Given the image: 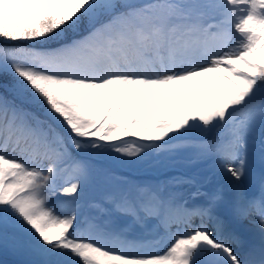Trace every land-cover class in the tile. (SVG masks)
<instances>
[{"label": "snow or ice", "instance_id": "snow-or-ice-1", "mask_svg": "<svg viewBox=\"0 0 264 264\" xmlns=\"http://www.w3.org/2000/svg\"><path fill=\"white\" fill-rule=\"evenodd\" d=\"M0 89V251L264 264V171L254 192L245 183L250 155L264 164V0H0ZM147 149L210 162L230 197L195 176L133 182L91 163ZM93 179L107 187L83 203ZM233 218L258 244L233 247Z\"/></svg>", "mask_w": 264, "mask_h": 264}, {"label": "rangeland", "instance_id": "rangeland-1", "mask_svg": "<svg viewBox=\"0 0 264 264\" xmlns=\"http://www.w3.org/2000/svg\"><path fill=\"white\" fill-rule=\"evenodd\" d=\"M109 151V150H107ZM181 153L183 154H187V155H192V153L188 150H180ZM163 159L160 163H157L156 166H158V164L160 165V167H165L167 165L173 164V163H168L167 161V157H166V152L163 153ZM124 161L127 162V164L131 165L133 164H146L147 166H153L155 164H153L150 160V153L149 150H146L145 153H142L139 157H127V156H123ZM175 163H180V162H175ZM118 179H122V178H118ZM124 179V178H123ZM127 180V179H126Z\"/></svg>", "mask_w": 264, "mask_h": 264}]
</instances>
